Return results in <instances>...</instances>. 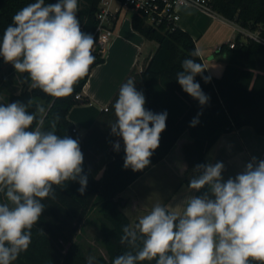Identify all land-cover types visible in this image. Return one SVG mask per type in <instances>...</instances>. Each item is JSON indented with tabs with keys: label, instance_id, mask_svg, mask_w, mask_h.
<instances>
[{
	"label": "clouds",
	"instance_id": "9594fccd",
	"mask_svg": "<svg viewBox=\"0 0 264 264\" xmlns=\"http://www.w3.org/2000/svg\"><path fill=\"white\" fill-rule=\"evenodd\" d=\"M78 0L46 3L35 0L18 10L0 36V57L30 87L54 98L74 92L95 63V40L81 30ZM194 49L181 63L176 81L201 106L209 102L200 83L211 77ZM143 91L128 78L119 88L109 122L116 152L125 153L123 167L134 172L151 164L166 129L167 111L145 107ZM34 100L0 104V264H14L32 242V228L55 200L56 189L77 182L83 195L88 185L80 140L59 135L57 114L45 128L47 109ZM197 113L190 127L199 123ZM197 173L176 205L156 203L134 225L122 227L120 243L129 250L112 264H264V159L253 156L241 171L225 178L223 161L197 164ZM179 209V210H177ZM95 264V257H87Z\"/></svg>",
	"mask_w": 264,
	"mask_h": 264
},
{
	"label": "trees",
	"instance_id": "16d2710c",
	"mask_svg": "<svg viewBox=\"0 0 264 264\" xmlns=\"http://www.w3.org/2000/svg\"><path fill=\"white\" fill-rule=\"evenodd\" d=\"M33 2L35 0H0V36L12 22L13 15ZM45 2L56 3L57 0ZM100 3L101 0H78L77 18L81 30L92 36L99 24L97 15ZM212 6L226 19L251 30H258L264 39V0H212ZM132 24L136 31L147 39L156 41L159 46L148 58L143 72L133 71L128 78H134L137 90L143 91L148 110L155 113L166 110L168 113L160 145L151 157V164L144 170L134 172L123 167L125 153L122 140L119 152L113 148V142L119 138L110 134L109 122L115 119L112 105L119 90L112 103L104 110L89 105L87 97L77 99L78 94L82 95L93 68L105 61L101 48L96 46V39L93 47L95 63L90 67L88 75L74 86L72 95L54 98L39 89H32L31 81L24 73L23 89L19 93H12L7 100L0 97V104L14 101L26 103L31 98L34 105L29 111H35L38 101L46 103L48 114L45 128L50 126V122L58 114L60 119L57 132L80 140L84 154V172L88 174V185L83 195L78 192L80 185L77 182H69L66 188L56 189L55 200L43 201L46 209L32 228V242L14 264H87V255L75 240L79 225L95 209L101 214L100 234L109 256L101 257L99 264H112L116 256L129 250L120 243L122 227L134 225L144 215L139 216L131 209L136 199L134 194L129 195L128 189L153 165L166 159L185 134L191 139L182 147L188 164L182 182L186 185L197 175L194 167L207 163L208 151L222 134L251 126L259 135L264 136L263 44L252 39L243 43L239 36L235 47L230 48L229 61L221 78H212L205 71L204 75L211 77L210 82L205 83L198 75L196 81L210 98L205 106H201L182 90L175 79L176 73L182 70V61L193 58L190 53L197 49L193 37L180 28L173 32L156 29L140 13H134ZM226 47L223 45L221 49ZM194 59L204 64L201 57ZM4 64L0 57V72ZM197 113H202L199 123L190 127V122L197 117ZM80 130L86 132L85 136L81 135ZM93 152L101 154V159L90 157L89 153ZM102 169L103 174L98 177ZM127 209L133 213V218L126 212ZM132 219L135 220L134 224ZM143 264H154V261H145Z\"/></svg>",
	"mask_w": 264,
	"mask_h": 264
},
{
	"label": "crops",
	"instance_id": "0c3cea01",
	"mask_svg": "<svg viewBox=\"0 0 264 264\" xmlns=\"http://www.w3.org/2000/svg\"><path fill=\"white\" fill-rule=\"evenodd\" d=\"M112 8L113 14L108 25L115 30V35L103 53L105 61L93 68L82 92V96L88 98L89 105L99 110L106 109L112 103L122 83L133 71L143 72L148 58L159 46L156 41L147 39L134 29L133 11L122 10L118 2H113ZM179 27L188 32L195 40L197 49L203 51L201 58L206 68H209V75L212 78H221L229 61V43L235 41L238 35L237 23L222 15L211 16L199 9L185 7L181 11ZM240 40L243 43L248 42L244 37ZM223 45L227 47L221 49ZM80 133L82 136L86 134L84 130H80ZM190 141V137L185 134L166 159L153 165L130 186L128 190L133 189L132 194L138 196V200L131 207L137 215L150 211L154 204L147 195L155 192L156 182L163 176H169L168 178L173 180V190L164 199L159 200L160 204L176 205L179 197L185 195L184 188L187 185L182 182L188 164L184 159L182 147ZM92 154L97 160L102 157L96 152ZM253 156L264 159V136L259 135L253 127L244 126L222 134L208 151L206 161H223V175L227 178L241 171ZM103 171L104 169L98 177L102 176Z\"/></svg>",
	"mask_w": 264,
	"mask_h": 264
},
{
	"label": "built area",
	"instance_id": "2783aa9c",
	"mask_svg": "<svg viewBox=\"0 0 264 264\" xmlns=\"http://www.w3.org/2000/svg\"><path fill=\"white\" fill-rule=\"evenodd\" d=\"M113 2H118L124 11L142 14L149 25L166 32H173L180 28L181 11L185 7L199 9L211 16L220 15L213 8L212 0H101L100 11L97 15L99 24L93 38L102 47V53L105 52L115 35V30L108 25L110 16L113 14ZM237 33V38L241 36L264 45V39L258 30L254 31L237 23ZM235 41L229 43L231 48L235 47ZM80 98L82 95L78 94L77 99Z\"/></svg>",
	"mask_w": 264,
	"mask_h": 264
},
{
	"label": "rangeland",
	"instance_id": "374dc122",
	"mask_svg": "<svg viewBox=\"0 0 264 264\" xmlns=\"http://www.w3.org/2000/svg\"><path fill=\"white\" fill-rule=\"evenodd\" d=\"M132 15V12L129 14ZM96 46L102 48L98 43ZM23 74L16 72L13 66L9 63H5L2 71L0 72V97L7 100L12 93H19L25 84L23 80ZM40 104H43L47 109V104L43 101H38ZM48 114V110H47ZM89 156H94L92 153H89ZM169 176H163L159 178L156 182L155 192H151L147 195V198L152 201L155 205L159 203V200L164 199L168 196L173 190V180L168 178ZM133 189L128 191L129 195H132ZM151 191V190H150ZM153 191V190H152ZM136 200H138L137 194H134ZM3 200V197L0 196V201ZM131 218H133V213L127 209L126 211ZM135 220L132 219L134 224ZM100 225H101V214L98 209L92 210L88 217L79 225V232L76 238V242L82 246L87 257L94 256L95 264H99V259L101 257L108 258V252L102 242V237L100 234Z\"/></svg>",
	"mask_w": 264,
	"mask_h": 264
}]
</instances>
